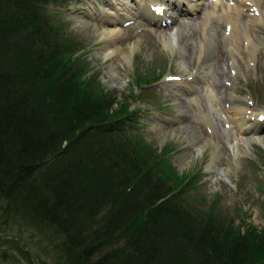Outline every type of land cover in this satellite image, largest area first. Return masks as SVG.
I'll return each instance as SVG.
<instances>
[{"label": "trees", "instance_id": "trees-1", "mask_svg": "<svg viewBox=\"0 0 264 264\" xmlns=\"http://www.w3.org/2000/svg\"><path fill=\"white\" fill-rule=\"evenodd\" d=\"M54 1L0 0V233L47 231L56 264H264V228L196 203L142 134L131 106L161 74L120 101Z\"/></svg>", "mask_w": 264, "mask_h": 264}, {"label": "rangeland", "instance_id": "rangeland-1", "mask_svg": "<svg viewBox=\"0 0 264 264\" xmlns=\"http://www.w3.org/2000/svg\"><path fill=\"white\" fill-rule=\"evenodd\" d=\"M196 1L194 8L180 4L186 13L168 25L148 23L142 8L143 17L120 20L115 30L121 34L114 40L105 37L110 25L104 18L128 14L139 0H58L50 7L61 11L68 30L85 46L78 54L99 73L106 89L118 92L120 101L122 93L135 90L136 77L161 74L156 82L142 85L150 91L131 106L141 109L142 134L178 174H193L189 194L196 203L214 208L242 230L244 218L261 230L264 130L241 133L232 110L248 109L252 121L262 113L258 123L264 125V0ZM237 13L232 41L233 26L225 15ZM8 222L0 233V264L57 263L48 256L46 229L42 237L20 220Z\"/></svg>", "mask_w": 264, "mask_h": 264}, {"label": "bare ground", "instance_id": "bare-ground-1", "mask_svg": "<svg viewBox=\"0 0 264 264\" xmlns=\"http://www.w3.org/2000/svg\"><path fill=\"white\" fill-rule=\"evenodd\" d=\"M165 0H154L153 2H150L148 0H139V2L136 4L135 7H131V11L128 12V14L126 13H119L117 16L114 17H106L104 18L105 21L107 20V24L110 25L108 26V30H106V38L108 40H114L116 37L119 36V34H121V32L119 30H115L121 19H123L124 17H126L127 19L131 16V17H135L137 14V16H143V14L140 12L142 8L145 9V16L148 17L149 20H153L156 21L157 23L162 24V21H166L168 23L172 22V20H174L175 18H177L178 15H183L184 13V9L182 7H179L180 4L182 3H186L188 6H191L192 8L196 7V5L198 4V2L196 0H166V3H164ZM200 1V0H198ZM219 1V0H218ZM258 1V0H256ZM260 1V0H259ZM178 3V5H176ZM200 3V2H199ZM202 4L204 3V0L201 2ZM259 3V2H258ZM163 4H168L169 6V10L172 11V14L168 11V10H163L162 5ZM253 6V5H252ZM130 7V6H129ZM158 7H161L162 10L160 12H158ZM158 8V9H157ZM226 8V7H225ZM248 7H246L247 9ZM130 9V8H129ZM245 9V10H246ZM256 10V9H255ZM254 10V11H255ZM240 12V11H239ZM246 12V11H245ZM211 14V12L209 13ZM249 14V12L247 13ZM207 15V14H206ZM236 15V14H235ZM242 15V14H241ZM254 15V14H253ZM248 16V15H247ZM251 16V15H250ZM146 17V18H147ZM211 17V16H210ZM239 17V13H237V15L234 17L233 14L231 15H225V18L229 21L228 23L232 24L233 29L231 31V40L234 41L235 38L237 37V28L239 26V23H237V19ZM214 18V17H213ZM221 18V17H220ZM257 18V17H255ZM126 19V20H127ZM212 19V18H211ZM250 19V18H249ZM252 19V18H251ZM124 20V19H123ZM125 20V21H126ZM206 20L208 21V19L206 18ZM239 20V19H238ZM249 20H247L248 23ZM253 22V21H252ZM205 23V22H204ZM204 26V25H203ZM207 28V27H206ZM206 30V29H205ZM206 32V31H205ZM188 33V32H187ZM210 34V33H209ZM208 35V34H207ZM206 35V36H207ZM210 37V36H209ZM165 42H167V45L169 43V40L167 38H164ZM179 39V38H178ZM107 40V41H108ZM206 40V38H205ZM208 40V39H207ZM166 44V43H165ZM207 44V43H206ZM169 46V45H168ZM207 46V45H206ZM204 47V46H203ZM210 48L207 47L205 50V54L206 57H209V52ZM113 53V51H112ZM188 84H190V89H194V87H192L191 82L188 81ZM248 109H243V108H235L234 110H232V114L234 116L235 122L237 123V125H239V129L241 130V133L244 132H256L258 130L261 129V124L258 123L260 120L258 119L259 115L262 114L260 113L258 116H256V119L254 121L251 120V118L253 117V113H249L247 112ZM249 117V118H248ZM248 118V120H246ZM245 124H248L247 126H244ZM260 139L261 137L258 136L257 139ZM214 153V152H213ZM214 155H216V153H214Z\"/></svg>", "mask_w": 264, "mask_h": 264}, {"label": "snow or ice", "instance_id": "snow-or-ice-1", "mask_svg": "<svg viewBox=\"0 0 264 264\" xmlns=\"http://www.w3.org/2000/svg\"><path fill=\"white\" fill-rule=\"evenodd\" d=\"M261 119H264V117H262Z\"/></svg>", "mask_w": 264, "mask_h": 264}, {"label": "water", "instance_id": "water-1", "mask_svg": "<svg viewBox=\"0 0 264 264\" xmlns=\"http://www.w3.org/2000/svg\"><path fill=\"white\" fill-rule=\"evenodd\" d=\"M29 251V250H28ZM34 257L36 258V256L34 255Z\"/></svg>", "mask_w": 264, "mask_h": 264}]
</instances>
